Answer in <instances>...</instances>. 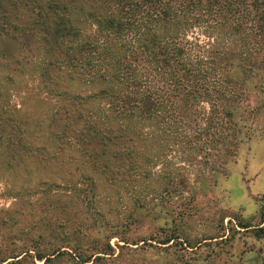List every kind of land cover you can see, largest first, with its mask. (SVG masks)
<instances>
[{
	"label": "trees",
	"instance_id": "obj_1",
	"mask_svg": "<svg viewBox=\"0 0 264 264\" xmlns=\"http://www.w3.org/2000/svg\"><path fill=\"white\" fill-rule=\"evenodd\" d=\"M0 35L27 50L45 92L17 124L0 111V180L55 166L0 208V226L24 217L19 192L41 190L68 228L37 215L0 240V264H106L117 231L102 190H129L149 212L160 189L155 208L183 215L194 184L236 160L248 96L264 92V0H0Z\"/></svg>",
	"mask_w": 264,
	"mask_h": 264
},
{
	"label": "rangeland",
	"instance_id": "obj_2",
	"mask_svg": "<svg viewBox=\"0 0 264 264\" xmlns=\"http://www.w3.org/2000/svg\"><path fill=\"white\" fill-rule=\"evenodd\" d=\"M5 49L10 59L0 56V111H4L10 124H17L40 110L41 103L35 98L45 92L38 79V64L23 62L31 57L26 56L27 50L0 35V55ZM258 93L248 96L247 104L254 108L253 116L246 120L250 124L249 139L241 145L236 160L229 163L223 174L216 178L206 176L194 184V200L183 215H178L172 206L166 212L155 208L156 203L167 198L160 189L149 195L148 207H154L149 212L135 210L134 194L129 190H119L116 194L101 191L108 224L117 231V236L110 239L114 254L106 255L104 263L264 264V92ZM11 115L19 119L11 122ZM48 170L5 173L0 180V208L14 206L16 193L37 178L52 177L55 166ZM40 191L19 192L25 206L24 217L15 220L11 228L0 226V240L15 236L19 228L25 229L39 214L50 220L51 226L59 225V219L46 212L50 202ZM189 196L185 193L178 203ZM29 199H36L34 202L43 210L28 208ZM56 229L68 232L62 223ZM168 236L173 238L162 243ZM67 259L60 258L55 264H71Z\"/></svg>",
	"mask_w": 264,
	"mask_h": 264
}]
</instances>
